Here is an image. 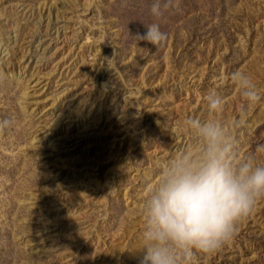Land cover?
Instances as JSON below:
<instances>
[{"label":"rangeland","instance_id":"obj_1","mask_svg":"<svg viewBox=\"0 0 264 264\" xmlns=\"http://www.w3.org/2000/svg\"><path fill=\"white\" fill-rule=\"evenodd\" d=\"M155 2L0 0V264H140L149 191L200 150L188 116L223 121L239 157L264 164V0H160L159 17ZM153 23L156 47L135 38ZM210 92L225 99L215 116ZM194 257L264 264V199Z\"/></svg>","mask_w":264,"mask_h":264},{"label":"clouds","instance_id":"obj_2","mask_svg":"<svg viewBox=\"0 0 264 264\" xmlns=\"http://www.w3.org/2000/svg\"><path fill=\"white\" fill-rule=\"evenodd\" d=\"M161 7L156 0L152 14L162 15ZM145 28L135 37L139 41L153 47L166 41L159 24ZM230 80L245 106L261 100L247 73L234 71ZM205 99L213 116L225 110V99L218 93L210 92ZM183 124L200 150L173 156L149 191L143 204L140 264H193L194 253L211 254L229 242L238 222L264 199V164L254 157H239L238 141L223 121L188 116Z\"/></svg>","mask_w":264,"mask_h":264}]
</instances>
